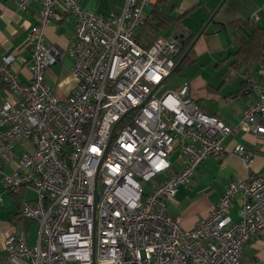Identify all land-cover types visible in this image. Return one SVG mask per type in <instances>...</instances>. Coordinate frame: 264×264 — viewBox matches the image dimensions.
Wrapping results in <instances>:
<instances>
[{"label": "built area", "instance_id": "2783aa9c", "mask_svg": "<svg viewBox=\"0 0 264 264\" xmlns=\"http://www.w3.org/2000/svg\"><path fill=\"white\" fill-rule=\"evenodd\" d=\"M124 1L121 13L104 16L81 0H17L21 11L33 2L41 9L29 32L30 80L19 78L13 55L0 58V78L12 95L0 107V175L12 194L35 189L21 215L38 224V233L30 245L26 229L9 232L0 264H264L243 260L250 240H264V170L230 181L193 229L168 214L179 186L205 160L225 155L228 138L239 130L264 137V84L253 81L258 99L237 126L205 114L188 81L164 89L180 38H158L148 49L136 41L145 8L158 0ZM66 16L75 20L70 55L78 89L64 102L46 84L60 54L45 29ZM258 75L264 80V61ZM27 142L32 149L19 157L15 146ZM230 153L251 167L253 148L240 143Z\"/></svg>", "mask_w": 264, "mask_h": 264}, {"label": "crops", "instance_id": "0c3cea01", "mask_svg": "<svg viewBox=\"0 0 264 264\" xmlns=\"http://www.w3.org/2000/svg\"><path fill=\"white\" fill-rule=\"evenodd\" d=\"M220 2L222 0H166L162 5L163 11L175 22L161 33V37L178 36L181 44L182 41L185 43L189 40L191 36L195 35L196 38ZM233 3L230 9L232 13L230 12L227 16L230 18H214L194 44L182 69L177 75L167 79L164 89L175 76L178 77L176 86L170 85L165 90L178 89L184 81H188L191 85V97L196 100L202 112L218 116L228 125L235 127L242 120L244 110L251 102L258 99V94L251 83L256 80L264 84V80L258 75L262 63L255 64L249 70L245 67L238 69L231 66L233 60L231 56L237 51L238 45L235 41L234 28L228 25L237 22L240 28L238 30L250 31L247 23L251 22V26L264 29V15L256 14H264V0H235ZM81 5L89 11L110 16L121 13L125 1L81 0ZM40 9V2H33L27 11H21L17 6V0H0V58L7 55L14 56L13 68L23 82L31 78L33 47L29 32L36 24ZM144 11L147 17L152 8L148 6ZM257 16L258 20L254 22L255 24L252 23ZM139 31L140 29L136 32V36ZM74 33L75 20L72 16H66L60 22H53L45 29L49 46L54 52L60 54L59 61L46 70V84L64 102L78 89V80L73 75L74 59L70 55ZM188 70L191 77L187 75ZM11 96L8 87L0 78V107ZM240 143L250 146L255 151L250 168L230 153L236 144ZM224 146L227 153L219 158L211 157L201 163L189 184L179 186L174 200L169 204V216H180L182 226L186 229H193L199 221L211 214L230 181L245 178L250 170L253 173L264 170V137L239 130L224 142ZM25 148L32 149V144L27 142L24 147L16 145L14 150L20 157ZM182 163L183 158L179 154L174 160L175 169L180 170ZM15 167V163L4 166V171L10 173ZM20 193L16 196L8 192L0 175L2 198L0 200V259L6 254V236L9 232L20 228L26 229L27 242L31 245L29 232L31 224L36 222L27 221L20 214L23 202L35 200L36 192L32 186H26ZM235 207L239 212L238 203H235L232 209ZM237 219L238 217L234 218V220ZM249 245L257 250L252 256L245 258V249ZM258 258L264 259V240L255 237L245 246L243 260L247 262Z\"/></svg>", "mask_w": 264, "mask_h": 264}, {"label": "trees", "instance_id": "16d2710c", "mask_svg": "<svg viewBox=\"0 0 264 264\" xmlns=\"http://www.w3.org/2000/svg\"><path fill=\"white\" fill-rule=\"evenodd\" d=\"M164 2H166V0H158V4L152 8V11L146 17L144 24L141 26L140 31L136 36L137 43L145 49H148L155 40L161 38V33L175 22V20L171 16L167 15L163 11L162 5ZM255 21L257 20H253L252 23H254ZM228 26L234 28L235 41L238 45L237 51L231 56L233 58L231 66L238 69L245 67L247 70H249L255 64L263 63L264 29L258 26H251V22L247 23L250 31L244 29L243 31L238 30L240 28L239 23L237 22L230 23ZM194 39L195 35L191 36L189 40H187L182 45L179 60L189 48ZM187 59L188 57H186L181 67H179L174 74L170 75V77L178 74V72L186 63ZM20 194L15 195L17 196Z\"/></svg>", "mask_w": 264, "mask_h": 264}, {"label": "rangeland", "instance_id": "374dc122", "mask_svg": "<svg viewBox=\"0 0 264 264\" xmlns=\"http://www.w3.org/2000/svg\"><path fill=\"white\" fill-rule=\"evenodd\" d=\"M235 0H227L226 1V3L224 4V6L222 7V9L219 11V13L217 14V16H216V18L217 19H229L230 18V16L229 17H227L228 15H229V13L231 12L232 13V11L230 10L231 9V7H232V4H234L233 2H234ZM221 3V2H220ZM219 3V4H220ZM218 4V5H219ZM215 11V10H214ZM256 14H258L259 16H262V15H264L263 13H256ZM165 37V36H164ZM167 37V36H166ZM165 37V38H166ZM187 75L189 76V77H191V75H190V72H189V70L187 71ZM174 80H175V82H174ZM178 80V77L177 76H175V77H173L170 81H172L170 84H167L166 86H165V89L166 88H168L170 85H172V86H176L175 85V83H176V81ZM177 89V88H176ZM179 151H175L174 152V156L172 155V160L174 161L175 160V157H177V156H179ZM231 216L233 217V218H237L238 217V208L237 207H235V208H233L232 210H231ZM37 230H38V224H36V223H32L31 224V230H30V232H29V241L31 242V245H35V238H36V235H37ZM28 233V232H27ZM246 252H245V254H244V257L246 258V257H248L249 255L250 256H252L253 254H254V252H256V248H251L250 247V245L249 246H247L246 247Z\"/></svg>", "mask_w": 264, "mask_h": 264}, {"label": "water", "instance_id": "95a60500", "mask_svg": "<svg viewBox=\"0 0 264 264\" xmlns=\"http://www.w3.org/2000/svg\"><path fill=\"white\" fill-rule=\"evenodd\" d=\"M227 0H222V2L219 4V6L216 8V10L213 12V14L211 15L210 19L208 20V22L206 23V25L204 26V28L197 34L196 38L193 40L192 44L189 46V48L186 50V52L183 54V56L180 58V60L177 62L172 74H174L179 67H181L183 61L186 59V57L190 54L194 44L198 41V39L204 34L205 30L207 29V27L209 26V24L214 20V18L217 16V14L219 13V11L222 9V7L224 6V4L226 3ZM182 37V36H181ZM184 43V41H182V44ZM171 74V75H172ZM116 127V126H115ZM115 127L113 128L112 133H114ZM99 201V194L96 193L95 196V204H97Z\"/></svg>", "mask_w": 264, "mask_h": 264}]
</instances>
